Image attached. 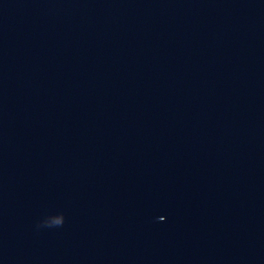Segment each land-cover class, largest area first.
<instances>
[{
    "label": "water",
    "instance_id": "1",
    "mask_svg": "<svg viewBox=\"0 0 264 264\" xmlns=\"http://www.w3.org/2000/svg\"><path fill=\"white\" fill-rule=\"evenodd\" d=\"M0 264H264V0H0Z\"/></svg>",
    "mask_w": 264,
    "mask_h": 264
}]
</instances>
